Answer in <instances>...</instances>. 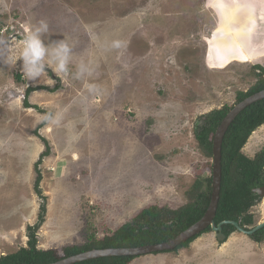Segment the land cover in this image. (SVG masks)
Here are the masks:
<instances>
[{
  "label": "rangeland",
  "instance_id": "obj_1",
  "mask_svg": "<svg viewBox=\"0 0 264 264\" xmlns=\"http://www.w3.org/2000/svg\"><path fill=\"white\" fill-rule=\"evenodd\" d=\"M241 5L253 11L254 44L264 45V0H0V257L27 246L40 219L39 246L63 256L145 207L188 202L213 167L197 122L233 105L264 67V49L251 56L239 44L246 35L232 34ZM41 22L45 47L63 43L70 58L59 71L46 56L30 78L20 54ZM230 37L245 58L217 56ZM263 148L264 124L242 151L253 158ZM249 212L251 229L264 221V197ZM130 264H264V238L238 230L220 241L210 231Z\"/></svg>",
  "mask_w": 264,
  "mask_h": 264
},
{
  "label": "trees",
  "instance_id": "obj_2",
  "mask_svg": "<svg viewBox=\"0 0 264 264\" xmlns=\"http://www.w3.org/2000/svg\"><path fill=\"white\" fill-rule=\"evenodd\" d=\"M257 82L246 91H239L236 102L233 105H224L205 114L203 119L196 124V138L202 151L213 157V140L215 132L233 106L250 96L251 94L264 89V67L258 65ZM33 90V89H31ZM28 104L27 102L25 103ZM264 124V99L257 101L245 108L229 127L223 141L222 149V189L221 198L215 217L216 224L223 221L241 222L242 226L253 224L254 217L250 209L262 199L261 195L254 191L264 186V148L250 158L242 151L252 133ZM45 140V139H44ZM45 140V145L48 147ZM36 163L38 165L44 155ZM212 168V164H210ZM41 174H38L35 188L41 194ZM188 202L177 208L168 206H148L143 208L131 220L124 223L111 236L98 239L91 235L89 241L82 246L73 245L64 247V256H60L56 249H42L39 247V240L36 232L43 221L34 226H28L29 239L27 246L18 251L8 253L0 257V264H45L54 262L62 257L76 255L92 249L107 247H133L146 244L164 242L177 236L202 218L206 213L212 195V175H203L196 178L191 188L186 193ZM40 217H44L45 206H41ZM237 227L232 224L223 226L226 235L232 234ZM212 231L209 227L205 232ZM203 233L191 238L181 244L173 251L187 247L190 243L200 237ZM257 241L264 238V228L259 229L252 235ZM136 256H112L85 260L74 264H130Z\"/></svg>",
  "mask_w": 264,
  "mask_h": 264
},
{
  "label": "water",
  "instance_id": "obj_3",
  "mask_svg": "<svg viewBox=\"0 0 264 264\" xmlns=\"http://www.w3.org/2000/svg\"><path fill=\"white\" fill-rule=\"evenodd\" d=\"M264 99V89L257 91L250 96L246 97L242 101L236 103L233 108L224 117L220 125L218 126L213 140V170H212V195L209 207L206 213L191 225L189 228L185 229L177 236L170 240L159 242L155 244H146L141 246L133 247H107L102 249H92L86 252H82L76 255L67 256L61 258L54 262H49L45 264H74L85 260H91L101 257H112V256H142L147 254H152L156 252L171 251L180 246L181 244L187 242L191 238L203 233L209 227L212 228L216 237L220 241L226 239V234L223 231V226L228 223L234 224L238 230L243 231L247 234H253L254 232L262 229L264 227V221L255 225V227L248 229L246 227L240 226L239 222L236 221H223L216 224L215 217L217 215V210L221 198L222 189V149L224 137L237 116L251 104ZM264 197V186L254 190Z\"/></svg>",
  "mask_w": 264,
  "mask_h": 264
},
{
  "label": "clouds",
  "instance_id": "obj_4",
  "mask_svg": "<svg viewBox=\"0 0 264 264\" xmlns=\"http://www.w3.org/2000/svg\"><path fill=\"white\" fill-rule=\"evenodd\" d=\"M46 30L47 25L44 22H41L40 26L29 32L24 40L20 56L23 62L24 71L30 78H35L44 71L46 56L50 58V62L56 64L59 71H66V66L70 58V49L63 43H59L51 50L46 48L41 40V34ZM114 46L119 47V42H116Z\"/></svg>",
  "mask_w": 264,
  "mask_h": 264
},
{
  "label": "crops",
  "instance_id": "obj_5",
  "mask_svg": "<svg viewBox=\"0 0 264 264\" xmlns=\"http://www.w3.org/2000/svg\"><path fill=\"white\" fill-rule=\"evenodd\" d=\"M242 4H243V2H242ZM247 5L255 8L253 4H247ZM241 6H242V8H244L243 5H241ZM244 9H245V11H243V13H242V11L238 10L239 11V13H238L239 17L238 18H240V21H241L240 24L241 25L239 28H237V31L236 30L233 31L232 34L234 36L236 35V37H238V38H239V36H245L246 35L245 38L247 41H244L245 43H239V44L245 46V50L248 52L249 55L254 56L257 54L258 55L262 54L263 53L262 49H264V45L254 44L255 33H253L254 32V29H253V24H254L253 11H252V9H247V8H244ZM223 34H224V32H223ZM248 36L252 39L250 43H249V40L247 39ZM232 38H234V37H232ZM232 38L230 37V39H231L230 41H227V42L223 41L225 45H217V48L220 51L219 55L217 53V56L224 59V60H226L227 58L229 59L233 55L234 56L238 55V56H241L240 58H245L244 57L245 52H235L236 49H238L239 45H236V43L234 41H232L233 40Z\"/></svg>",
  "mask_w": 264,
  "mask_h": 264
},
{
  "label": "flooded vegetation",
  "instance_id": "obj_6",
  "mask_svg": "<svg viewBox=\"0 0 264 264\" xmlns=\"http://www.w3.org/2000/svg\"><path fill=\"white\" fill-rule=\"evenodd\" d=\"M262 187H263V186H262ZM260 188H261V187H260ZM256 189H257V188H256ZM239 223H240V226H242V225H241V222H239ZM228 224H229V223H228ZM225 225H226V224H225ZM243 227H246V228H248V227H249V225H245V226H243ZM236 231H238V229H237ZM236 231H234V232H236ZM254 233H255V232H254ZM254 233H253V234H254ZM253 234H251V235H253ZM248 235H249V234H248ZM227 237H229V236H228V235H226V238H227Z\"/></svg>",
  "mask_w": 264,
  "mask_h": 264
}]
</instances>
